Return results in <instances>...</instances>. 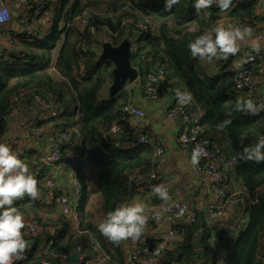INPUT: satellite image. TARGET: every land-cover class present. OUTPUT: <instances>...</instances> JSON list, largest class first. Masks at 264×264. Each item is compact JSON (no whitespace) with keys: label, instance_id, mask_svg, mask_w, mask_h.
Listing matches in <instances>:
<instances>
[{"label":"trees","instance_id":"trees-1","mask_svg":"<svg viewBox=\"0 0 264 264\" xmlns=\"http://www.w3.org/2000/svg\"><path fill=\"white\" fill-rule=\"evenodd\" d=\"M48 2L28 0L27 12L31 15L34 10L39 9L46 16L50 13V6L46 5ZM164 2L165 0L52 1L50 4L56 7V11L53 10L56 16L52 18L53 25L43 38L23 32L20 37L12 40L15 51H11V48L0 49V115H9L11 110L17 108L13 98L21 89L34 88L39 93L52 97L61 108L59 116L52 120L56 132H65L73 126L80 135L78 156L75 159V171L81 185L76 207V231L71 233L68 219L58 216V220H53L49 216L52 204H43L40 200L42 194L36 199L25 196L22 201H14L12 206L22 216H32L43 230L34 236L23 233L27 258L24 262L13 261V264H41L43 261L69 264L54 258V255H71L77 249L83 256L78 264H85L92 254L89 232L94 234L100 249L109 256L111 264H124L122 239L119 242L108 239L98 230V225L105 219L107 212L126 205L131 200L134 188L129 185L128 175L136 170L146 173L153 162L152 149L137 144L118 149L102 140V132L112 123L121 124L127 120L122 121L121 108L127 102L134 103L132 99L135 90L133 87L129 91L121 89L112 97L100 98V92L111 83L113 63L100 59L99 48L106 42L115 46L123 39L131 38L130 25L121 26L120 22L124 18L137 19L142 16L148 17L152 27L156 25L157 30L154 34L151 30L148 31L142 40L138 38L140 52L131 56V65L142 74V66L138 65L136 58L152 55L164 63V86L191 93L203 113L201 124L205 126L204 135L210 138L208 130H217L227 141V149L220 145L222 152L225 156H236L235 167L229 175L235 177L233 182L244 188L246 195H242L258 203L247 207L248 226L243 233L240 230V237L233 239L226 264H257L258 242L264 236V161H245L241 159V155L245 147L255 144L258 134H264V108L256 113L237 111L236 103L243 99L233 90L232 72L210 75L202 60L190 54L188 44L209 31L212 24L220 18L219 11L211 6L197 10L194 8V0H179L170 10H165ZM127 4L129 10H121ZM86 8L102 9L104 12L92 14L85 27L79 31L74 26L73 19ZM227 17L254 24V1L238 2ZM70 24L73 25L69 26ZM102 28L115 35L107 34ZM91 30L93 32L90 33ZM80 61L83 64V75L78 77L76 69ZM52 64L56 73L49 71ZM223 68L224 66L221 70ZM225 120L231 122L219 128L218 125ZM24 162L27 166L34 167L33 163L39 166L37 158L32 159L29 153L25 154ZM87 165L91 167L95 181L97 207H91L88 201L91 180L86 174ZM44 172L45 170H41L40 175H33L37 180V189H45L39 182ZM45 192L48 190L45 189ZM175 227L181 232L180 240L166 252L161 264L215 263L214 249L203 244L207 228L201 213L197 214L194 224H178ZM199 229L203 231V248L195 251L191 247V239ZM155 247L156 244H153L150 249Z\"/></svg>","mask_w":264,"mask_h":264},{"label":"built area","instance_id":"built-area-1","mask_svg":"<svg viewBox=\"0 0 264 264\" xmlns=\"http://www.w3.org/2000/svg\"><path fill=\"white\" fill-rule=\"evenodd\" d=\"M236 1L237 0H231L227 10L231 9L236 4ZM27 4L28 0H0V17H3V19H0V29H6V25L12 20V12H15L17 14L18 24L22 27L26 35L43 38L46 34L42 32L40 28V21L44 17L45 12L41 13L39 9H36L30 15L27 12ZM211 7L219 11L220 18L212 24L209 31L218 25H223L226 28L237 25L241 27L248 26L252 29V38L255 40L264 38V26L262 24H256L257 22H255V24H250L245 21L242 22L237 19L222 16L227 10L221 11L215 3L211 5ZM129 8L127 4L122 7L121 10L127 11ZM103 12L104 10L102 9L86 8L74 17L73 24L81 31L85 27L87 19L92 14H103ZM107 14L109 16H114L112 13ZM120 24L121 26L130 25L129 31L132 36L128 39L130 41L131 56L139 53L138 38L140 37L141 40L142 38L144 39L148 31L152 30L150 19L143 16L137 19L124 18L121 20ZM102 30L109 35H115V33L106 28H102ZM91 32H93V30H91L90 33ZM1 34L5 35L6 32L1 31ZM136 60L138 65L142 66V74L138 68L134 67L137 71V76L129 86L123 89L129 91L130 87L133 86L139 98L146 103L158 101L163 93H167L173 97L170 107L165 112V117L178 121L179 127L176 132V142L181 149L191 150L192 152L193 148L197 145L204 148L205 154L200 156L198 162L194 164V168L199 174L210 178V191L215 195V201L208 204L205 208H199L172 196L168 181L159 178L158 175L160 165L163 164L168 154L166 145L159 141L150 131L144 130L142 132H136L135 130H128L123 122L121 124L118 122L112 123L110 127L102 132V140L107 145H111L118 149H126L135 144L150 147L152 149L153 162L145 173L146 186H144V190L148 191L151 196L157 197L168 203L167 210L163 213L157 211L144 213L147 216V221L143 229V234H145L147 230L148 232L151 230L153 231L161 221L166 224L165 231L161 235H152L149 243H144L142 238L135 239L132 249L123 253L124 264H133L139 260H143L147 264H161L166 252L171 250L173 245L180 240L181 232L177 231L176 225L194 224L198 213H201L203 218L208 221L215 220L222 215L226 207L232 206L235 208L233 217L217 232V237L213 245L215 251L214 264H226L230 247H232V241L238 236L242 229L244 219H247V207L255 205L258 202L256 200H251L248 196L231 190V183L234 181L235 177H231L229 173L235 167L236 156L234 154L225 156L221 150V146L204 135L205 126L201 124L203 113L200 107L196 105L193 98L190 102L182 105L178 102L175 95L176 91L180 89H171L164 86L163 82L166 81L164 63L152 55H142L136 58ZM220 61L224 66L223 70H219L214 64L220 63ZM54 64L50 66L49 71L56 73ZM202 64L206 67L207 73L210 75L232 72L233 77L231 82L233 90L239 94L243 100L252 99L255 104L263 105L264 94L261 95L262 98L258 97L260 94V84L258 81L254 80L256 74L264 76L263 47L259 46L258 51L252 47H240L235 54H228L226 58L214 59L211 62L202 60ZM76 70L78 73L76 76L80 77L83 75V64L81 61L78 62V68ZM13 100V102L17 104V108L11 110L9 115H0V132H2L8 117L16 115L23 105H25V110L34 116V119L29 121L25 126V131L30 139L37 140L44 131V126L40 121L51 120L52 122V120L61 113V108L52 97L41 94L34 88L21 89L14 96ZM121 116L123 121L130 118H142L144 113L134 103L127 102L121 108ZM53 129L54 135L47 152L40 154L37 158L39 166H37V163H33L35 166H28V170L32 175H40L41 170H45L39 182L43 188L52 192L50 198L52 204L51 212L76 224L78 221L76 207L80 198L81 185L75 171V159H68V153L72 149H77L80 143V135L78 130L73 126L65 132H56V128L53 127ZM260 136H264V134H258L255 143ZM12 150L18 154V157L22 161H25L26 150L24 148H13ZM60 165L70 169L71 184L69 187L73 189L74 197L70 195L69 187H61L50 174L52 169H56L60 167ZM128 182L129 185L135 189V184L131 175H128ZM154 185L164 186L168 192V199L165 200L157 193L153 192L152 187ZM23 199L24 197L19 200L22 201ZM23 219L25 221V227L22 231L25 235L34 236L43 230L41 224L32 216H23ZM88 237L92 248V254L85 264H111L109 256L100 249L94 234L89 232ZM153 244H156V247L151 250L150 247ZM75 253L78 254L80 262L83 256L79 249H77ZM23 255L24 259L14 261L24 262L27 258V254L24 253ZM69 256L70 255L65 254H55L54 258L68 263ZM256 262L257 264H264V236L261 237L258 242ZM41 264L53 263L51 261H43Z\"/></svg>","mask_w":264,"mask_h":264},{"label":"crops","instance_id":"crops-1","mask_svg":"<svg viewBox=\"0 0 264 264\" xmlns=\"http://www.w3.org/2000/svg\"><path fill=\"white\" fill-rule=\"evenodd\" d=\"M242 0H237L236 4ZM254 1V14L256 24H262L264 26V0H252ZM235 4V5H236ZM235 5L233 7H235ZM55 6L51 5L49 7L50 13L44 16L40 21V28L42 32L47 34L53 25L52 18L56 16L54 14L53 8ZM233 7L230 9L232 10ZM230 10L222 14V16H228ZM62 25V22H60ZM6 29H0V49L3 48H12V40L17 39L23 33L22 27L18 24L17 14L12 12V20L6 25ZM157 30L156 25L152 27L151 33H155ZM1 31H5L6 34L2 35ZM250 39H253L250 37ZM260 47L264 48V38L256 40ZM240 47L249 48V44H242ZM229 58V57H228ZM219 70L223 66L221 61L220 63H214ZM254 80L259 82L260 94L258 97L262 98L261 95L264 94V76L256 74ZM110 85H106V93L108 96V88ZM103 88V89H104ZM135 90L132 101L134 104L143 111L144 116L142 118H130L125 121V127L128 130H135L136 132H142L144 130L152 132L155 137L159 139L162 143L166 145L167 156L160 169L158 171L159 178L165 179L168 181L170 187V193L172 196L182 199L192 205H195L199 208H205L208 204L215 201V195L210 191L211 180L205 175L199 174L195 168L194 164L191 163V150L181 149L176 142V132L179 127V123L176 119L166 118L165 112L170 107L172 103V96L163 93L161 98L154 103L143 102ZM259 100V99H258ZM260 101V100H259ZM264 105V102H263ZM34 119V116L27 112L24 107L19 109V112L12 116L8 117L6 123L4 124V133L0 132V143L8 144L11 148H24L26 153H29V156L32 159H36L40 154L47 152L51 140L54 135L53 122L51 120H44L42 125L44 126V131L39 136L37 140L30 139L25 131V126L27 123ZM2 130V131H3ZM209 137L212 138L218 145H221L225 149L228 148V143L223 136L217 130H208ZM78 152L77 149H72L68 153V159H76ZM86 174L91 180L94 181V177L91 174V167L86 166ZM50 174L54 177L55 182L61 187H69L71 184V173L70 169L60 167L52 169ZM132 179L135 184L134 194L131 200L127 204H132L135 202L143 203L144 213L157 211L163 213L167 210L168 203L164 200H161L157 197L151 196L148 191L144 190L146 186V176L144 172L134 171L132 174ZM70 195L74 197L73 189L70 188ZM231 190L237 193L246 195L244 188L241 184L233 182L231 183ZM39 194H42L40 200L43 204L47 205L51 203L50 191L45 192V189H38ZM91 192V191H90ZM93 194V193H92ZM19 200V199H17ZM16 201V200H15ZM235 208L228 206L223 211L222 215L215 220L208 221L204 219L205 226L207 228V236L205 237V245L209 248L212 247L215 243L217 237V232L225 226L233 217ZM49 216L53 220H58V216L50 212ZM71 233L76 231L77 223L73 224L70 221ZM248 220L244 219L242 226V233L245 231L248 226ZM166 228V224L161 221L153 231L147 230L145 234L141 232L138 238H142L144 243H149L151 241L152 235H161ZM241 233V234H242ZM240 234V232H239ZM240 234V236H241ZM238 235V237H240ZM207 243V244H206ZM134 245V240L131 238L122 239L121 246L122 251L127 252L132 249ZM203 248V245H202ZM138 264H147L143 260H139Z\"/></svg>","mask_w":264,"mask_h":264},{"label":"clouds","instance_id":"clouds-1","mask_svg":"<svg viewBox=\"0 0 264 264\" xmlns=\"http://www.w3.org/2000/svg\"><path fill=\"white\" fill-rule=\"evenodd\" d=\"M179 0H165V10H170ZM216 4L221 10H227L231 0H194V8L197 10L208 9ZM3 19V17H0ZM252 29L248 26L218 25L209 32L197 36L188 44L191 56L200 60L211 62L214 59L226 58L228 54H235L242 44H249L253 49L259 50V44L253 38ZM180 104H186L192 100L191 93L177 90L175 93ZM264 105H257L252 99L237 101V111L256 113ZM223 121L219 128L230 123ZM205 154L202 146L197 145L191 154V163L196 164L201 155ZM241 159L260 163L264 161V136H260L257 142L243 149ZM152 191L161 198L168 199L167 189L162 185H154ZM39 195L37 180L29 173L27 164L22 161L10 146L0 143V264H13L14 260L24 259L27 247L23 238L22 229L25 221L20 212L13 207L17 199L28 196L36 199ZM147 216L144 214V205L140 202L120 205L106 213L105 219L98 225V230L108 239L119 242L121 239H137L144 229Z\"/></svg>","mask_w":264,"mask_h":264},{"label":"water","instance_id":"water-1","mask_svg":"<svg viewBox=\"0 0 264 264\" xmlns=\"http://www.w3.org/2000/svg\"><path fill=\"white\" fill-rule=\"evenodd\" d=\"M13 47L11 51H15ZM100 59L110 60L113 63L112 80L108 88V96L112 97L126 86H129L136 78L137 71L131 65L130 41L128 38L123 39L118 45H112L109 42L101 45ZM202 229L197 230L191 239L193 250H200L202 247ZM69 264H78L79 257L77 253H72L68 258Z\"/></svg>","mask_w":264,"mask_h":264},{"label":"rangeland","instance_id":"rangeland-1","mask_svg":"<svg viewBox=\"0 0 264 264\" xmlns=\"http://www.w3.org/2000/svg\"><path fill=\"white\" fill-rule=\"evenodd\" d=\"M49 2L46 4V5H48V6H51L52 4H50V2H52V1H56V0H48ZM53 10H54V12L56 11V7H54L53 8ZM47 15V14H46ZM99 51H100V48H99ZM133 86H131L130 87V89L132 88ZM106 88H104L101 92H100V98L102 99V98H104L105 96L107 97V93H106V90H105ZM3 129H4V127H3ZM3 133H4V130L2 131ZM90 185H91V192H90V194H89V197H88V201H89V204L91 205V207H97V204L95 205V201H96V199H95V181H92V182H90ZM93 193V194H92ZM45 215L43 214V217H44Z\"/></svg>","mask_w":264,"mask_h":264}]
</instances>
